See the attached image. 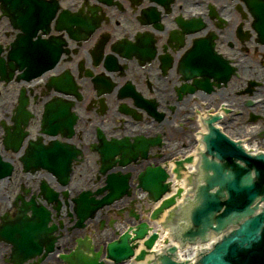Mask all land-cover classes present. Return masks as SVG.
Wrapping results in <instances>:
<instances>
[{
    "label": "flooded vegetation",
    "instance_id": "obj_1",
    "mask_svg": "<svg viewBox=\"0 0 264 264\" xmlns=\"http://www.w3.org/2000/svg\"><path fill=\"white\" fill-rule=\"evenodd\" d=\"M73 1L82 3L84 0H61L62 4ZM91 1L93 3L99 4L102 7L104 13L108 16V21L101 25L98 31L93 35L92 39L85 43L77 54L74 49L76 47V41L71 39L68 35L63 34L61 30L57 31V21L55 20L52 23L50 35L59 36V40L64 37L68 52L63 58L64 61H61L50 73H59L65 68L70 67L73 74L78 76L79 62L81 60H85L87 67L92 68L96 74L106 72L115 83H118V87H116L115 92L106 96V102L108 106H112V108H109L108 111L110 113L103 121L104 126L113 125L114 116H125L129 120L127 124L132 128L153 127L156 130L160 127L170 131V126L175 121L184 122L186 120V115L191 113L193 109L194 103L192 95L179 98L175 93V86L179 84L180 80L179 62L186 55L189 57L190 53H186L194 46L195 40L206 38L212 32H216L218 36L225 37L224 41L215 42V47L220 52L225 50L227 53H233L235 52V48L240 45V41L238 39L239 26L243 22V19L237 10V6L239 4L244 5L242 0H173L168 12L166 11V7H163L159 4L160 0H119L123 6V9L119 8L118 6L99 3L97 0ZM208 2L215 4L216 12L219 14V16L232 19L231 26L228 27V25H224L225 28H221L217 19L213 18L212 16L208 17ZM248 2L251 4L253 0H248ZM191 10H200L206 12V16L202 17L204 27L199 32H194L193 34L186 36L183 47L176 49L174 44L170 45L169 43L170 35L168 28H176L174 17L178 15L188 17V12ZM157 15H160L159 17L161 18V22L163 25H165V27L162 29H159L156 23H152L154 19H157ZM144 21L145 23H143ZM249 27L250 22L245 23V28ZM145 31H150L154 35L151 37L137 35L138 32ZM41 36L42 38H45V35L42 34ZM104 37L108 38L107 44L104 47L105 55L113 54L112 47L115 45L117 40L121 38H126V42L123 43L122 47V50H124L126 53L130 52L131 54L133 53L137 54L136 56H140L151 50L154 51L156 55L150 65L146 64L141 66L138 63V57L129 59L119 54H115L119 64L124 68L115 73H109L104 67L105 59L103 60V63L96 68L92 66V58L90 55L91 49L94 48L95 45ZM205 41H201L203 42L202 49H205ZM247 45L249 46V44ZM195 49L196 48H194V50ZM252 52L254 53L255 50L252 49ZM140 57L144 58L142 56ZM168 57L172 58L173 67L168 70L166 74H164L160 67L162 61L166 60ZM261 57H263V55H261ZM251 62L252 63L250 66H253L254 68L247 70L249 75L253 76L256 73L259 74L260 71L264 72V70L260 69L254 60H251ZM46 75L47 74L43 75L41 78H45ZM37 81L38 80L28 83V85L33 86ZM128 81H132L136 86V89L141 92L145 98L152 99L155 102L160 101L162 103L159 109L165 114L161 121L153 120L150 123L147 122V118H145L144 121L146 122L133 124L130 121L134 120L131 119L130 116L119 113L118 105H120L121 102H125L132 108H135L134 99H124L123 101H120L116 95L117 89L119 90L120 87L125 85ZM79 82L80 84L85 85L84 91L88 95L86 102L79 104L77 109L82 114H86L85 109L92 110V108L90 109V102L96 97V92L94 90V84L91 80L82 78L79 80ZM33 93L38 100L43 99V92L37 85L33 86ZM200 96L203 99L206 98V95L203 93L200 94ZM48 100H50V98L46 99V101ZM138 111L139 113H142L144 117H148L142 109ZM88 115L92 117L96 116L92 113H89ZM185 131L186 130L184 128L178 136L183 137L185 135ZM126 134H129V131H126ZM172 134L173 133H171V135ZM74 140L77 143L82 144V147L90 152L87 146L85 147V145H89L90 142L79 138L77 135L75 136ZM177 147L179 148L176 137H169L163 141V146L161 148L155 147L152 152L154 154L171 155ZM6 155L10 154L6 153ZM15 183L16 182L14 181H9L8 184L0 187V202L6 204L10 202L13 194L17 192ZM8 187H12L13 189H11L10 192L6 194L5 190ZM12 207V213L15 214L16 208L14 205H12ZM1 215L2 214H0V217ZM60 249L61 248L59 247V250ZM12 251V245H7L3 242H0V264H10ZM58 262H56V264H58Z\"/></svg>",
    "mask_w": 264,
    "mask_h": 264
},
{
    "label": "water",
    "instance_id": "obj_2",
    "mask_svg": "<svg viewBox=\"0 0 264 264\" xmlns=\"http://www.w3.org/2000/svg\"><path fill=\"white\" fill-rule=\"evenodd\" d=\"M232 153L234 152L224 153V155L232 157L234 156ZM203 155L221 164L227 161V159H223V156L218 151H212L210 144L206 151L203 152ZM240 162L242 161H238V163ZM203 165L206 170H212L213 175H210L206 179V184L199 187L196 194L198 204L193 206L194 203H192L193 210L190 212V219L197 229L187 232L185 234L186 237H203L209 229L220 231L231 225H243L246 222L245 220L254 215L255 210L259 208L255 204L260 200L264 201V187L261 183L254 182L253 177L254 179L257 178L258 174L253 167H251L253 169L248 170L239 169L236 166L234 170L226 173L223 167L215 162L204 159ZM259 175L264 176V168L259 171ZM145 179L144 182L142 181L144 190L150 191V194L154 195L155 200L159 199L167 189V186L164 184L165 175L163 172L160 170L151 171ZM216 187L218 188L215 192H212ZM226 196L227 199L223 201V198ZM171 203L166 202V205L169 206ZM82 204L86 206L87 203L80 201L78 206L79 214L81 213L80 209L83 207ZM263 221L264 214L249 219L243 228L241 227L239 230L234 231L217 246L214 252L206 256L204 264H232L231 261L224 258L228 252H230L231 259L242 256L237 264H264V237L261 247L252 248L251 245L259 236L257 232L262 226ZM146 232V228L143 225L140 226V229L136 233L137 237L143 238ZM128 240V236H124L119 243L111 246V251H116V253L111 254L114 259H117L119 256L126 258L132 256L131 249L128 246ZM233 244L237 245L231 248ZM243 248L249 249L244 255L240 251ZM142 256L140 255L139 257L141 258ZM98 259L99 255H96L91 260L82 256V254L76 257L78 264H102Z\"/></svg>",
    "mask_w": 264,
    "mask_h": 264
},
{
    "label": "bare ground",
    "instance_id": "obj_3",
    "mask_svg": "<svg viewBox=\"0 0 264 264\" xmlns=\"http://www.w3.org/2000/svg\"><path fill=\"white\" fill-rule=\"evenodd\" d=\"M205 151H206V150H205ZM180 185L183 186V185H184V181L181 182V183H178V182L174 181V184H173V190L175 191L176 188H177V186H180ZM11 189H13V188H12V187H8V188H6L5 193H6V194L9 193ZM171 194H172V193H171ZM106 262H107V264H112V261H110V260H107Z\"/></svg>",
    "mask_w": 264,
    "mask_h": 264
}]
</instances>
